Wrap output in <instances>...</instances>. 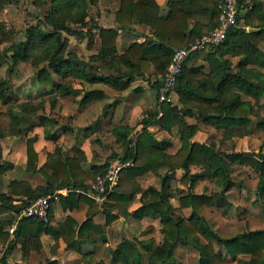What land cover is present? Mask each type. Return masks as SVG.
<instances>
[{"label":"trees","instance_id":"obj_1","mask_svg":"<svg viewBox=\"0 0 264 264\" xmlns=\"http://www.w3.org/2000/svg\"><path fill=\"white\" fill-rule=\"evenodd\" d=\"M5 1L0 0V10ZM57 1L62 2L63 0ZM80 1L85 4V0ZM92 1L95 2L96 0ZM242 1L240 0V2ZM167 4L169 6L168 12L165 15H158L154 10V6L157 5L154 0H120L115 13V20L119 27H129V22L147 21L153 26L152 35L140 42H131L118 55V58H110L109 63L116 65L123 63L128 67V72L118 69L115 75H97L89 69L86 61L79 59L76 55L69 54L65 57L63 55L64 43L53 44L51 42L55 33L36 25H30L23 30L25 38L12 48L14 54L11 59L14 62L17 56L25 57L31 46L46 43L42 49L47 58L48 67H40L37 73V79L45 84L50 83V70H52L62 74V76L65 73L88 81H103L112 87L123 89L129 85L134 75L143 74L150 63L154 66V74L161 76L175 48L187 45L215 26L219 12L216 0H168ZM204 12L209 15L211 21L209 27L205 28L204 23L199 20L191 22L195 13ZM84 16L85 14L82 12L78 20H83ZM243 17L246 23L254 26L252 30L245 32L243 29L233 26L228 30L226 37L220 44L206 48L209 62L214 68L225 53L242 54L239 59V71L236 73L228 72L214 85L209 80V75H204L197 68L187 66V60H185L175 83L178 86L182 107L178 108L171 102L163 100L160 102L159 109H154L148 113L147 117L142 118V122L146 123L160 112L158 124L168 130L175 127L181 139L180 146L175 153H167L165 148L168 140L156 139L144 126L138 134L135 146H128L123 155L119 157L121 161L131 160V164L121 170L119 181L115 188L109 192L108 199L117 205H125L134 190L139 189V186L135 184L132 188L123 191L120 190L121 184L127 178L141 175L149 170L158 172L162 166H166L168 170L182 168L184 173L181 179L185 181L188 178L189 166L201 165L202 170L194 173V178L215 177L223 185L224 190H227L233 182L226 163L227 160H230L249 164L259 171L256 190L258 199L264 200V158L248 151L222 155L220 151L207 143L192 141L191 136L196 132L197 126L188 123L185 119L186 114L191 113L188 111L191 109L206 122L225 124L226 126H243L244 128L250 125L249 114L254 111L255 105L259 104L260 95L264 94V73L256 67H247L248 62L264 66V52L258 48V43L264 41V8L261 2L253 0L251 6H248L243 13ZM52 21L55 20L52 19ZM7 32L3 30L0 22V37L5 36ZM88 34L87 47L91 48L93 46V34L91 31ZM99 34L101 46L97 53L90 55V58L93 59L108 57L116 51L114 28L100 26ZM7 55V49L0 46V61H5ZM222 61L226 63L227 60ZM158 81L160 84V77ZM3 84H7V81H1L0 85ZM55 88L62 95L79 92L78 89L72 87L69 81H60ZM240 93L250 95L254 102L251 103L247 99H242ZM100 95L94 91H85L81 99L83 102H90ZM13 116L21 124H25L22 129H20L21 126L18 128L17 133L21 134L32 128V123L28 122L27 117L22 113ZM47 118L42 116L43 120ZM256 125L264 130V116L256 120ZM129 132L128 130L115 131L120 140H126ZM35 138L36 135H33L28 137L26 141V170L42 173L46 178V184L32 188L27 181L10 179L7 190L0 192V201L3 204L0 209L18 211L32 198L45 194L56 186L86 185L93 179V176L90 177V173L85 171L81 165V161L85 159V154L80 148L75 154L67 155L65 159L60 157V148L54 149L47 154L42 165L37 167V152L33 145ZM11 165V163H0V174ZM106 166V163H103L97 170L102 169L97 172L95 170L94 175L102 173ZM170 178L168 173H163L160 178V188L149 186L141 193V204L132 211H125L134 217H141L150 212L159 215L164 233L162 243L156 244L152 236L133 240L122 238L114 248L110 249L113 262L122 264H179L174 256V248L178 243L190 244L197 249V264H220L223 261L224 257L215 250L213 244L210 241H201L197 235L198 230L202 231L207 228L200 215L201 210L214 204L222 192L219 195L215 192L197 193L193 191L180 194L178 196L180 207L191 208L189 216L180 215L175 212L177 209L169 200L173 192L169 185ZM15 195L23 196L19 203L13 202ZM59 201L63 208L78 206L80 201L86 202L88 206L85 219L78 223L71 215H67L65 221L54 223L51 221V207L47 220L34 216L21 218L15 228V235L25 234L24 251H27L31 245L38 248L40 244L39 234L42 231L55 237L60 236L66 243H71L75 239L78 240L79 244L84 241L94 242L96 236L104 231V226L94 220V215L104 213V225L115 218V213L111 210L113 204L111 202L104 201L99 207L92 198L75 192L67 196H60ZM11 219V214L6 218L0 217L1 241H5L8 236V232L4 228ZM152 230L153 226L149 224L142 233L146 234ZM221 242L225 252L229 255H249L247 260H239L240 264H264V228L238 232L232 236L223 237ZM13 246L11 242L7 244L0 255V263L10 264L7 261V255ZM145 256L147 258L146 263L143 261ZM41 264H58V262L56 259H46Z\"/></svg>","mask_w":264,"mask_h":264},{"label":"rangeland","instance_id":"obj_2","mask_svg":"<svg viewBox=\"0 0 264 264\" xmlns=\"http://www.w3.org/2000/svg\"><path fill=\"white\" fill-rule=\"evenodd\" d=\"M56 1L6 0L0 10L1 25L4 31H8L5 36L0 37V46L7 49L8 53L5 61H0V83L3 80L7 81V84L0 85V146L5 159L11 160L12 165L15 164L11 171L7 170L1 174L0 188H5L11 176L22 175L26 158V137L35 132L40 135L43 132V126L46 131L52 132L60 130L62 124L73 127L78 123L74 119L76 115L73 116L72 113L75 99L70 94L63 96L55 88L60 81L78 84V80L72 78L71 75L65 74L62 76V74L52 70H50L49 84L42 83L37 79L38 69L42 66H47V58L42 49L46 43L31 46L29 53L25 57L17 56L14 62L11 59L14 54L12 48L25 38L23 30L30 25L51 30L55 33L51 42L53 44L64 43L63 55L65 57L69 54L76 55L79 59L86 61L92 71L102 72L106 69L104 62L94 60L89 55L98 46V40L95 42V34L99 31L98 25H100L98 22L102 24L109 23V19H113L118 0H96L95 2L85 0V4L80 0ZM247 7L245 2H243L240 9L241 13ZM82 12H84L85 16L83 20H78ZM95 17H99V19L97 18L96 20L94 19ZM52 19L55 21H52ZM77 23L87 24L90 28L96 27V31L92 32L90 28L86 31L82 30L77 26ZM89 31L93 34V48L91 47L93 50L87 47ZM261 46L264 49V44L261 43ZM230 59L232 67H235L238 56H231ZM80 83L84 86L88 85L86 82L81 81ZM132 85L129 87V92L132 90L129 96H134L137 93L136 91L133 92V87L135 86ZM149 91L152 92L154 97L155 92L152 89ZM260 99L261 102L257 106L255 105L254 111L250 113L251 122L247 128H230V126L225 127V125L218 126L204 123L205 121L198 116L197 119L201 121H199V126L196 125L197 129L194 133L195 135H192L193 139L214 145L218 151H221L222 155L226 152L232 153L245 150L264 158V130L256 125V120L264 116V97L261 96ZM146 109H150V107L144 110ZM144 110L140 116H135L134 113L128 123L136 126L143 115L146 114ZM25 112L28 114V122L38 125L35 126L36 131L28 132L25 137H18L16 131L20 126V129H22L25 124H21L13 115L15 113L24 115ZM92 114L95 116V111ZM42 115L53 117L56 121L42 125L39 118ZM192 118H189V121H193ZM90 119L91 117L86 115L84 119H81L80 123L89 122ZM74 132H77L80 136L83 134L82 130ZM154 133L159 137L169 135L172 139L171 150H175L179 146V134L177 131L174 130L169 133L154 131ZM88 138L93 144V149L90 151L91 158L102 161L106 165L114 160L115 153L119 154L122 151V148L115 142V135L111 131H90ZM43 143V139L39 140L37 147L44 149ZM227 162L228 172L233 181L227 190H224L223 185L215 177L194 178L193 174L202 170L201 165H197L189 169L187 180H172L171 183L169 181L171 191H173L169 200H171L172 204L177 205L175 212L186 216L189 214L190 209L180 207L178 203L180 193L196 191L203 193L215 192L219 195L222 192V195L219 196V199L214 204L201 210L200 215L207 228L202 231L198 230L197 235L203 242L210 241L215 250L224 257L220 264H240L239 260H247L249 255L227 254L221 239L248 229L264 228V200L258 199L256 190L259 171L251 165L240 161ZM101 169L96 170V172ZM165 170L167 169L159 171L156 175H144L141 178L142 186L154 184L160 188L161 175L167 173ZM89 173L90 177L95 176L92 172L89 171ZM36 178H38L36 181L40 179L39 176ZM199 178H203V180L197 181ZM113 210H116L115 216H118L123 209L119 206L113 207ZM80 214L81 216L83 215V213ZM75 215L78 218L76 213ZM118 218L115 222L112 220L107 225H104V213H96L94 215V220L104 226V238L101 236L97 243L89 244V247L95 252L94 256L92 253L81 256L76 244L66 247L65 244L59 243L56 238L51 240V237H48L44 239L43 244H39L38 248L31 245L27 251L16 249L17 251L9 252L8 262L10 264H39L46 259L55 257L60 264H122L120 262L105 261V257L109 256V254L111 255L110 249L116 246L115 244L121 236H126L131 238V240L138 237L147 238L152 236L155 239V243L163 241L162 224L158 219L154 220V226L151 224L153 230L143 234L142 231L147 225L144 226L145 224L143 225L139 221L140 219L126 214H122ZM5 229L8 234L10 233V237L13 238V232L9 231L8 225H6ZM8 243L9 240H0V255ZM36 251L38 253L32 254L33 261H30V253ZM174 256L179 264H197L198 251L190 244L178 243L174 248ZM143 261L146 263V256Z\"/></svg>","mask_w":264,"mask_h":264},{"label":"crops","instance_id":"obj_3","mask_svg":"<svg viewBox=\"0 0 264 264\" xmlns=\"http://www.w3.org/2000/svg\"><path fill=\"white\" fill-rule=\"evenodd\" d=\"M167 1L168 0H154V2L157 4L156 6H154L155 13H157L158 15H165L169 10V6L167 4ZM259 1L261 2L262 6L264 8V0H259ZM216 2H217V0H216ZM243 2H245L246 6H251V4L253 3V0H243L242 2L239 1V5H238L239 11L241 9ZM119 4H120V0H118V5H117L116 9L114 10L113 19H109V23H103L102 24V23L97 21L98 24H100V25H98L99 27L102 26V27L114 28L115 38H116V43H115L116 44V51L114 52V54H112L108 57L102 58V59H94V60H100V61L104 62L105 67H106V69H104L102 72L93 71L97 75H100V74L115 75L117 73L118 69H120L124 72H128V67L123 63H118L117 65L115 63H113V64L109 63L110 58L111 57H114L115 59L118 58V55L120 53H122L124 51V49L126 47H128L131 42H133V41H139L140 42L143 39H145L146 37L152 35V32H153V26L148 21L147 22H129V25H130L129 27H119L116 20H115V13L119 7ZM244 12L241 13V11H240L239 16H238V24L235 25L234 27L243 29L245 32H248V31L252 30L254 26L252 24H248L245 22V18L243 17ZM97 18L99 19V17H95L94 19L97 20ZM100 20H102V18H100ZM194 20H199L202 23H204L205 28H207L211 25L209 15L206 12L195 13L193 18L191 19V22H193ZM96 40H98V42H97L98 46L94 50L92 49L93 47L90 48L93 50V51H91L90 55L97 53L98 49L101 46V39H100L99 31L95 34V42H96ZM261 43L264 44V41H260L258 43V48L262 52H264V49L261 46ZM206 50L207 49L205 48L202 50L193 51L185 58V60H187L186 61L187 66H189L191 68H197L204 75H207V76L209 75V80L212 82V84L215 85L228 72L229 73L230 72L236 73L239 71V69H240L239 59H240L242 54L227 52L223 55V57L221 58V61L214 68L209 62L208 56L206 54V52H207ZM90 55H89V57H90ZM236 55L238 56V59L236 61L235 67H232L230 57L236 56ZM222 60H227V61H226V63H224ZM247 67H256L260 72L264 73V66L258 65L256 63L248 62ZM89 69H90V67H89ZM63 75H65V73H63ZM159 77L161 78L160 75L154 74V66L151 63L146 67L143 74L134 75V77L130 80L129 85L123 89H118V88L112 87L110 84L103 82V81H96V80L88 81V80H84L80 77H73L72 76V78L78 80V82H79L78 84L72 83V87L75 89H78L79 92L77 94H70L72 96V98L75 99V102L73 104L72 113H73V116L76 115L74 119H76V121L78 123H77V125H74L73 127H71L70 125H67V124H62L60 126V128H61L60 130H56V131H52V132L46 131V129H44V126H43L42 127L43 132L40 135L35 132V133H32L31 135L28 136V137H30V136L36 135V138L33 142L34 148L37 152L36 166L37 167L41 166L42 163L46 160L47 154L49 152L54 151V149L60 148V150H61L60 151V157H61V159H65V157L67 155L75 154L76 151L80 148L84 151V154H85V159H83L81 161V165H82L83 169L85 171H88V172L90 171L94 174L95 170H97V168H99L101 166V164H103L102 161L91 158V155H90V151L93 149V144H91V142L89 141L88 135H90V131H94V130H96V131H111L115 135V142L122 148V151L119 154L115 153L114 159H120L119 157L123 155V153L125 152V150L127 149L128 146H135L137 138H138V134L140 133V131L142 130V128L144 126L151 132V134L156 139H158V140L167 139L168 144L165 148V151L169 154L175 153L176 150L178 149V147L180 146V143H181V139H180L178 134L177 135H178L179 142H180L179 146L175 150H171L170 149V147L172 146L171 137L169 135L166 137H159L154 133V131H162V132H168V133L170 131H174V130L177 131L175 129V127H173L171 130H168V129L162 128L158 124V119L161 116L160 112L158 113V115L155 118L149 120L148 122H146V123L142 122V118L147 117L149 112L153 111L156 108L159 109V106H160V102L158 101V87H159L158 83L160 81V79L158 81ZM81 81L86 82L88 85L87 86L81 85V83H80ZM131 85L135 86V87H133V92L134 91L137 92L134 94V96H129V94L132 92V90H130L131 92H129V87ZM150 89H152L155 92L154 97L152 96V92L149 91ZM85 91H94L95 93H100L101 95L98 96L97 98H94L90 102H83L81 98L83 97ZM240 94H241L242 99H247V100L251 101V103L254 102L253 97H251L250 95L243 94V93H240ZM65 95L66 94H63V96H65ZM261 96L264 97V94H261L260 97ZM167 101L171 102L172 105H176L178 108L182 107V103L179 100L178 86L176 84L174 85ZM260 102H261V99L259 100V103ZM147 107H150V109H146L147 111L144 110ZM143 110L145 111L146 114L143 115V117L141 118V121L136 126H133L132 123H128L129 119L132 118L134 113H135V116H140ZM93 111H95V116H93V114H92ZM188 111H191V113L188 112V114H186V116H185L186 121L190 124H196L199 126V124H200L199 121H201V120L197 119V117H198L197 112H195L194 110H191V109ZM15 114H18V113H15ZM24 115L27 117V119H29L28 114L26 112L24 113ZM86 115H89L91 117L90 121L85 122V123H80L81 119H84V117ZM42 116L48 117L46 115H42ZM42 116L39 117L41 120L40 123L42 125H44L45 123H54L56 121L53 117H48L46 120H43L44 118L42 119ZM249 117H250V114H249ZM189 118H192L193 121H189ZM124 121H126V122H124ZM204 123L215 124L218 126L225 125V124H217L214 122H206V121ZM36 125H38V124L32 123V128L26 132L21 133V134L18 133L17 134L18 137H25V135H27L28 132L36 131L35 130ZM225 127H227V126L225 125ZM231 127L241 129L243 126L233 125V126H230V128ZM81 130L83 131V134L81 136L77 132L76 133L74 132V131H81ZM116 130H128V131H130L128 134V138L126 140L118 139V135L115 133ZM28 137H26V140H25V157H26V141H27ZM42 139L44 140L43 145L45 147H43L44 149H39L37 147V142L39 140H42ZM191 140L197 141V142H204V141L193 139L192 136H191ZM204 143H207V142H204ZM207 144L214 147V145H212L210 143H207ZM215 149L218 150L217 148H215ZM243 151H245V150H243ZM235 152H237V151H235ZM226 153H229V152H226ZM226 153H224V154H226ZM2 154H3V151H2V148L0 146V163H3V164L11 163L12 164V161L9 159H5V157ZM227 161H230V160H227ZM227 161H226V163L228 166ZM230 162H237V161H230ZM26 165H27V163H26V158H25L24 168H23V173H22V175L23 174L24 175L23 176L22 175L11 176L6 183L5 188H0V192H5L7 190V184L9 182V180L13 179V178H15L17 180L27 181L32 188H36L38 186H42V185L46 184V178L42 173H40L38 171H28V170H26ZM194 166H197V165H190L189 169H191ZM14 167H15V164L7 167L5 171H7V170L11 171V169H13ZM164 169H167V167L166 166L160 167L158 169V172H154L152 170H149V171H147L141 175L127 178V180L121 184L120 190L126 191L127 189L132 188L135 184L139 186V189L134 190L131 198L126 202L125 205L124 204L117 205L115 202L108 199V197L104 201H107L109 203L110 202L113 203L111 210L115 214H116V210H113V207H119V206L122 207L123 210H122V212H120L118 214V216H121L122 214L123 215L124 214L131 215L125 211H132L133 209L137 208L141 204V193L143 190H145L149 186L159 188L158 185L156 186L154 184H148L146 186H142L141 178L146 174L156 175L157 173H159V171L164 170ZM165 171H167L168 175L171 177L170 183L172 182V180H178L179 181L181 179L183 173H184V170L182 168H175V169H171V170L167 169ZM1 174H3V173H1ZM1 174H0V177H1ZM37 176L40 177V179L38 181H36V179H38V178H36ZM200 180H203V178H199L197 181H200ZM133 183H134V185L132 186ZM193 192H196V191H193ZM197 193H201V192H197ZM180 194H182V193H180ZM21 198H23V196L15 195L13 202L19 203L21 201ZM102 203H98V206L101 207ZM173 205H174V203H173ZM2 206H3V204L0 201V207H2ZM87 206H88V204L86 202L80 201L78 206L63 208L59 199L55 200L52 202V205H51V211H50L51 221L54 223H60V222L65 221L67 215H71L74 219H76V221H78V223H81L86 217L85 211H86ZM174 206L176 207L177 205H174ZM184 208H186L188 210L190 209L189 214H187V216H189L191 214V208L190 207H184ZM75 213L77 214L78 218L76 217ZM80 213H83V215L81 216ZM9 214H11V210L6 211L4 209H0V217L6 218ZM98 214H100V213H98ZM118 216H115V218L113 219L114 222L118 218ZM134 218L140 219L139 221L143 225L145 224L144 226H146L148 224H152L154 226L153 222L155 219H158V221L161 223L159 215H157L155 213H151V212L149 214H145L141 217H134ZM11 222H12V219H11L10 223L8 224V228L10 227ZM17 224H16V226H17ZM15 228L13 230L14 237L11 238L10 237L11 235L9 233L7 238H6V240H9V242L13 243V245H14L9 250V252L17 251L16 249L23 250V244L26 240L25 234L24 235L21 234L19 236L15 235ZM103 234L104 233L97 235L96 240L94 242L93 241H84L83 243L79 244L77 239H75L71 243H66L60 236L55 237L48 232L42 231L39 234V240H40V245H41V244H43L44 239H47L48 237H51V240L56 238L59 243L65 244L66 247L67 246L71 247L72 245L76 244L78 251L81 252V256L86 255L87 253H92V255L94 256L95 252L89 247V244H95V242L97 243L101 236L104 238ZM122 238H128V237L121 236L119 238V241H121ZM138 238H142V237H138ZM128 239H131V238H128ZM117 243L115 245H117ZM161 243H162V241L159 243H156V244H161ZM9 252H8V254H9ZM37 253H38V251L31 252L30 253L31 255L29 254L30 255L29 256L30 261H33L32 260V256H33L32 254H37ZM51 259H56V258L51 257ZM7 261H8V255H7ZM105 261L106 262L107 261L113 262L112 256L109 254V256L105 257ZM43 262H41V263H43ZM57 262H58V264H60V262L58 260H57ZM41 263H39V264H41Z\"/></svg>","mask_w":264,"mask_h":264},{"label":"built area","instance_id":"obj_4","mask_svg":"<svg viewBox=\"0 0 264 264\" xmlns=\"http://www.w3.org/2000/svg\"><path fill=\"white\" fill-rule=\"evenodd\" d=\"M239 1L217 0L216 4L219 12L216 25L187 45L175 48L161 75V82L158 87L159 102L169 98L177 76L182 71L184 60L191 52L220 44L226 37L228 30L238 24ZM77 26L85 31L90 28L87 24L82 23H77ZM90 29H92V32L96 31V27ZM130 164L131 160L121 161L120 159H114L107 164L106 169L102 173H97L86 185L56 186L51 191L32 198L18 211L11 210L13 218L8 228L9 231L13 232L16 224L23 217L34 216L47 220L52 202L58 200L60 196H67L72 192L86 195L95 202L102 203L118 183L121 170Z\"/></svg>","mask_w":264,"mask_h":264}]
</instances>
